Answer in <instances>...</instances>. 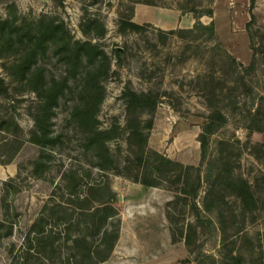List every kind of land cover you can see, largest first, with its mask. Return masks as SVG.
<instances>
[{
  "label": "rangeland",
  "instance_id": "1",
  "mask_svg": "<svg viewBox=\"0 0 264 264\" xmlns=\"http://www.w3.org/2000/svg\"><path fill=\"white\" fill-rule=\"evenodd\" d=\"M199 15H203L200 21L204 25L214 24L215 40L210 41L202 31L170 34L192 29ZM128 19L141 28L121 33L118 23ZM49 21L60 25L68 38L96 45L107 58V73L92 84L104 95L97 103L94 121L100 136H96L106 141L113 161L104 172L96 165L98 142H89L91 128L74 116L85 99L82 92L94 66L84 57L71 70L55 43L60 33L40 41L39 30ZM0 23L5 27L0 28V37L16 28L11 38L0 42V264L21 261L28 235L36 240L35 250L45 264H73L75 257L79 262L85 246L77 245V240L85 238L98 246L102 231L78 225L76 216L66 230L46 217L54 203L67 205L75 178L93 183L103 177L114 191L115 213L126 216L128 233L140 234L146 244L157 242L154 232L165 233L177 264H199L197 256L202 264H234L232 257L242 259L241 264H264V115L252 122L260 131L245 128L250 124L246 121L250 97L248 100L247 88L233 90L236 76L223 62V53H227L247 67L250 50L256 67L245 80L255 91L260 90L264 83V0H255L253 8L251 0H0ZM31 53L36 62L32 70L15 68ZM50 86L61 89L47 122L48 136L54 142L41 147L33 142L37 130L33 115L46 101L45 90ZM127 86L137 93H152L157 101L149 132L145 129L148 116L139 115V123L136 113L127 118L122 99ZM214 89L223 96L232 94L243 110L229 115L209 136L202 161L197 138L210 114L208 101ZM127 120L131 127L138 123L148 133V149L198 168L203 176L210 174L195 202L201 209L210 206L205 215L221 221L216 230L197 223L190 208L191 195L184 194L193 186L195 171L187 186L184 171L180 177L179 169L167 167L157 188L143 187L125 173L116 174L115 155L120 162L128 155L123 132ZM115 126L121 129L116 135ZM136 145L132 143V150ZM100 154L106 156L104 151ZM124 169L121 164L119 170ZM221 175L225 180H218ZM232 177L249 184L256 202L253 211L227 188ZM84 191L82 187L75 193ZM134 208L143 210L144 216H135ZM119 218L115 216V226ZM41 228L43 236L33 233ZM187 233L191 235L189 247ZM37 239L42 240L40 247Z\"/></svg>",
  "mask_w": 264,
  "mask_h": 264
},
{
  "label": "trees",
  "instance_id": "2",
  "mask_svg": "<svg viewBox=\"0 0 264 264\" xmlns=\"http://www.w3.org/2000/svg\"><path fill=\"white\" fill-rule=\"evenodd\" d=\"M255 0H251V8L254 6ZM203 15H199L196 17L194 26L190 30H179V31H170V34L174 33H193V32H206L210 41L216 39V34L214 30V24L210 23L208 25H204L201 23L200 19ZM209 17L212 16V12H209L207 15ZM119 31L122 33L127 31H138L141 27L133 23L131 19L128 20H120L119 23ZM250 25H247V28ZM0 28L4 30V25L0 23ZM14 29H9L6 33H4L0 38V42L3 43L14 33ZM40 32V41L47 36H56L60 33V37L55 42L57 44L58 52L62 53V60L65 61V64L70 67L71 70H76L79 64H81L83 58L85 57L86 62L89 66H94L93 70L87 74L88 81L85 87L84 92H82L83 103L75 109L74 116L78 117L80 123L89 126L91 128V136L89 137V142L96 144V150L98 154L96 155V165L100 172H104L105 166L107 163L112 164L113 161L109 158V149L107 147L106 141H99L98 136L100 133H97L95 129V121L96 114L98 111L99 104L103 98V91L101 89L95 90L93 87V81L100 78L104 72L108 71V61L107 58L98 51V47L93 45L90 42H80L73 40L72 37L68 38L66 36L65 31H63L60 25H55L54 21H49L45 25L41 27ZM44 32V33H43ZM104 35V29L100 31L99 36ZM66 38H68L66 40ZM34 53H31L27 59H24L23 64L21 66L15 65V68H21V70L29 72L32 70V67L36 64L34 61ZM223 62L224 66L229 65L232 70V74L235 77V86L233 87L234 91L239 89H246L248 92V100L250 97L249 104L251 109L247 112L246 121L250 120V124H247L245 128L249 131L255 132L260 131L261 129L255 124L252 125V122L256 121L257 117L264 115V83H261L260 90L255 91L250 85L246 83V76L254 72L256 63L255 58L253 61L245 67L243 64L239 63L236 58L233 56L223 53ZM264 74V73H263ZM2 82L0 81V85ZM54 84V83H53ZM55 86V85H54ZM49 87L46 89V101H44L43 105H38L35 108L36 115H33L35 123L37 125V130L33 133L34 139L33 142L38 144L41 147H44L48 142H54L48 136L47 122L49 117L53 115V108L55 105L53 101H56L58 95L61 92V89L57 87ZM100 91V93H99ZM245 93V92H244ZM241 95V94H240ZM122 99L125 101V108L127 118H131L133 113L137 114V120L139 123V115H146L149 117L146 124V131L149 132L152 128L153 124V116L157 107V101L152 95V93H137L132 90L130 87H125L122 91ZM209 110L210 114L205 119L204 123L201 126V133L197 138V141L200 144L201 150V160L204 161L207 151H208V139L209 136L213 135L217 128L228 121L229 115H235L239 112H242L243 108L239 103H237L233 98L232 94H228L223 96V93H219L217 90H213L211 93V99H209ZM216 103L220 104V106L216 107ZM96 104V105H95ZM4 122V121H3ZM130 121L127 120V128L123 130L124 134H126L127 138L125 139L127 143V153L125 155V159L123 161H119V157L115 155V172L118 175H122L125 173V177L131 179L135 183L141 184L146 188H157L161 185L163 179L168 172L167 167H173L179 169L181 172L180 177L182 176V171L185 173V184L188 186V182L191 179V171H195L193 186L190 187L189 191H184V194L191 195V204L190 208L197 223L204 228H211L216 230V226L220 224V220H213L211 217L205 215L207 212H210V206L204 205L203 209L199 208L197 203L195 202L199 196V190L202 187V183L210 181V174L207 176H203L200 169L195 168L193 166H184L179 163H175L170 159L166 158L162 154L150 150L147 147V139L148 133H143L139 128V124L134 126H130ZM247 123V122H246ZM121 132L119 126H115V135ZM105 138V136H104ZM109 139L108 137L105 138ZM138 139V140H137ZM95 140V141H94ZM137 140V141H136ZM135 141V142H134ZM132 143H137V149L132 150ZM106 152V156H102L100 152ZM130 154H135V157L132 158ZM220 160L219 162H221ZM123 164L125 167V172H121L119 167ZM224 164V163H223ZM113 166V165H112ZM112 168V167H111ZM114 170V169H110ZM127 173V175H126ZM208 174V173H207ZM222 174V173H221ZM225 180L223 175L218 176V180ZM80 179L75 178L73 181V185L70 186L69 191V200L66 206L62 204L54 203L53 207H51L50 214L46 217L48 221L53 220L55 226H61L60 228H68L69 224L73 221L74 216L78 219V225L86 224L87 229H94L95 232L101 233L102 231V239L98 246L90 244L86 241L85 238L82 240H77V245H84V255L80 257V261L77 262V257H75V263L73 264H99L106 261L111 255L113 248L115 246V242L119 237L120 224L121 220L119 215L115 213V194L112 190V187L107 180V178L103 177L100 182L93 183H85L77 182ZM84 187L83 194L79 195L75 193L77 189ZM227 188L230 192L238 197L242 204L246 207L247 210L253 211L256 208V202L254 200V196L250 190V186L246 181L237 180L235 178H230L227 180ZM70 206V207H67ZM115 216L119 218L117 225L113 224V220ZM43 218V217H42ZM112 222V223H110ZM217 224V225H216ZM192 230V227H191ZM33 233L36 235L43 236L45 231L43 228L38 230L37 232L33 230ZM8 235L10 233H7ZM69 237V235H67ZM53 244L55 238L52 237ZM26 240V252L24 256L21 258V261L15 262L14 264H45V261L41 259V254L38 253L36 249V245L34 243L36 240L31 239L30 235L25 238ZM37 246L40 247L42 240L37 239ZM185 244L189 247L191 245V235L188 233L185 235ZM93 245V246H92ZM36 251V252H35ZM35 254V255H34ZM195 260L202 264L199 261V257H195ZM234 264H241L242 259L239 260L237 257L231 258Z\"/></svg>",
  "mask_w": 264,
  "mask_h": 264
},
{
  "label": "crops",
  "instance_id": "3",
  "mask_svg": "<svg viewBox=\"0 0 264 264\" xmlns=\"http://www.w3.org/2000/svg\"><path fill=\"white\" fill-rule=\"evenodd\" d=\"M212 17L213 16L209 18L212 19ZM246 56L249 57L250 64L253 61L250 50H248V55ZM129 201L135 202L132 199ZM132 211L137 217L144 216L142 213L144 211H141L140 208H134ZM119 217L121 220L119 237L115 242V246L109 258L99 264H177L173 255L174 253H172L173 247L171 246V248L168 246L172 243L170 241L171 239H168L165 233L159 231L154 232L152 236L157 237V242L155 244H146L140 240V234L136 235L133 231L128 233L124 225V218H126V216L124 217V213H121Z\"/></svg>",
  "mask_w": 264,
  "mask_h": 264
}]
</instances>
